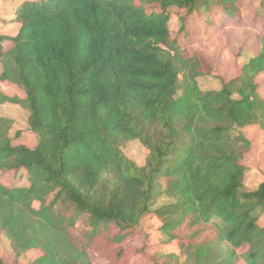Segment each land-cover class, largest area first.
I'll use <instances>...</instances> for the list:
<instances>
[{
  "label": "trees",
  "instance_id": "1",
  "mask_svg": "<svg viewBox=\"0 0 264 264\" xmlns=\"http://www.w3.org/2000/svg\"><path fill=\"white\" fill-rule=\"evenodd\" d=\"M245 0H24L0 32V104L29 111L35 147L14 145L0 115V264H264V180L245 185L255 131H264V24L258 51L219 90L198 78L215 67L178 43L204 17L242 21ZM264 8V1L262 2ZM20 88L25 97L10 96ZM148 150L137 164L122 146ZM172 201L152 209L156 188ZM154 214L166 237L138 239ZM138 239V242H136ZM166 248H169L167 251ZM165 250L160 255L157 251ZM34 255L28 257L31 252ZM154 251V252H153ZM183 259V260H182Z\"/></svg>",
  "mask_w": 264,
  "mask_h": 264
},
{
  "label": "rangeland",
  "instance_id": "2",
  "mask_svg": "<svg viewBox=\"0 0 264 264\" xmlns=\"http://www.w3.org/2000/svg\"><path fill=\"white\" fill-rule=\"evenodd\" d=\"M24 0H0V32L14 35L19 30V25L14 23H6L13 16L16 7ZM264 0H245L242 21L236 18L230 19L224 17L220 23L214 28L206 30L204 27V17L193 18L189 21L185 31L180 32L181 23L172 9L171 29L176 32L178 43L185 48H192L202 51L215 67L212 75L201 76L198 83L202 90H219L221 81L219 76L230 79L238 74L240 64L236 58V54L242 50L240 62H247L253 54L258 51L257 34L261 32L264 24V8L262 2ZM4 70V65L0 59V74ZM260 91L264 96V74L259 78ZM5 85V84H4ZM0 83V86H4ZM5 87V86H4ZM4 87H0L5 90ZM10 96L24 98L25 93L20 88L10 89ZM0 115L12 120V128L10 134L13 136L14 145H25L33 148L38 143V136L32 132L28 124L29 111L19 104L3 103L0 104ZM254 145L252 152L247 156L246 164L250 169L246 171L245 185L249 190H254L264 180V131H254ZM123 151L128 157L133 159L137 164L145 163L148 150L141 144L139 140H134L122 146ZM23 171L16 173L14 171H0V180L8 182L18 187H28L29 180L27 176L22 177ZM166 179L161 178L156 188V196L152 205V209L159 208L172 201L167 194L164 193ZM144 230L137 236L138 239L148 238V240L156 245L165 240V236L159 230V221L154 214H147L143 218ZM264 225V218L261 219ZM138 239L136 242H138ZM168 251L169 248H166ZM154 252V251H153ZM160 255L165 254V250L157 251ZM11 255L6 260L13 258L10 242L5 234L0 236V255ZM31 251L27 256L34 255ZM183 260V259H182ZM23 264H28L27 259H21ZM139 258L133 259L132 264H141ZM104 264V263H102Z\"/></svg>",
  "mask_w": 264,
  "mask_h": 264
},
{
  "label": "crops",
  "instance_id": "3",
  "mask_svg": "<svg viewBox=\"0 0 264 264\" xmlns=\"http://www.w3.org/2000/svg\"><path fill=\"white\" fill-rule=\"evenodd\" d=\"M240 264H243V263H240Z\"/></svg>",
  "mask_w": 264,
  "mask_h": 264
}]
</instances>
